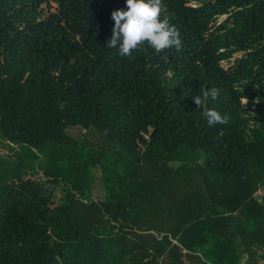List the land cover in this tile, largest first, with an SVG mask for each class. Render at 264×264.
<instances>
[{"label": "trees", "instance_id": "16d2710c", "mask_svg": "<svg viewBox=\"0 0 264 264\" xmlns=\"http://www.w3.org/2000/svg\"><path fill=\"white\" fill-rule=\"evenodd\" d=\"M163 2L181 50L130 60L107 47L126 0H0V136L17 150L0 264H264V0ZM213 87L228 123L210 127L192 98Z\"/></svg>", "mask_w": 264, "mask_h": 264}, {"label": "clouds", "instance_id": "9594fccd", "mask_svg": "<svg viewBox=\"0 0 264 264\" xmlns=\"http://www.w3.org/2000/svg\"><path fill=\"white\" fill-rule=\"evenodd\" d=\"M127 10H116L111 13L114 21L112 37L107 47L118 50L123 58L134 59L133 53L144 50L145 45L156 53L175 48L180 51L182 40L178 29L170 22L166 14L163 0H126ZM218 88H209L202 95L192 98L198 109H203V115L208 125L227 124V115H221L215 109H208L207 102L218 99ZM245 105L247 99L243 96Z\"/></svg>", "mask_w": 264, "mask_h": 264}, {"label": "rangeland", "instance_id": "374dc122", "mask_svg": "<svg viewBox=\"0 0 264 264\" xmlns=\"http://www.w3.org/2000/svg\"><path fill=\"white\" fill-rule=\"evenodd\" d=\"M191 5H195V3H191ZM55 10V5L53 8V11ZM226 16L218 17L217 21H222ZM243 53L239 52L234 54L231 60L224 61L221 64L227 68L229 66L233 65V61L235 58H238ZM246 98V97H245ZM247 99V98H246ZM247 106V105H246ZM71 134L74 136L79 137L80 141L86 140V143L88 147H92L93 149H98V145H100L98 142L99 140L97 137L93 136L92 134H87L84 132V130H81V132H76V130L71 129ZM98 145H97V144ZM17 151V150H16ZM16 151H13L10 146L1 138L0 136V175H7V169L10 167L11 163L15 161L16 158ZM43 169L40 167H33L31 171L28 172V178L37 183L38 185H41L44 190H46L47 193L54 192L56 194H60L61 192V184H55L50 181L44 176ZM100 177V176H99ZM97 178V181L93 187V198L104 200L105 199V187L102 181H100V178ZM246 259L243 258L242 262L240 264H247ZM258 264H263L262 262Z\"/></svg>", "mask_w": 264, "mask_h": 264}, {"label": "built area", "instance_id": "2783aa9c", "mask_svg": "<svg viewBox=\"0 0 264 264\" xmlns=\"http://www.w3.org/2000/svg\"><path fill=\"white\" fill-rule=\"evenodd\" d=\"M244 102V101H243ZM253 196L258 200L261 201L264 198V185L259 186L257 190L253 193Z\"/></svg>", "mask_w": 264, "mask_h": 264}]
</instances>
